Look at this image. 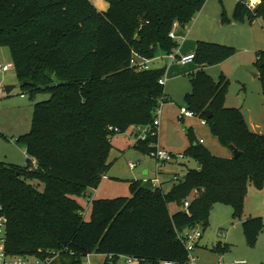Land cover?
Returning a JSON list of instances; mask_svg holds the SVG:
<instances>
[{
	"label": "trees",
	"instance_id": "1",
	"mask_svg": "<svg viewBox=\"0 0 264 264\" xmlns=\"http://www.w3.org/2000/svg\"><path fill=\"white\" fill-rule=\"evenodd\" d=\"M0 0V46L9 49L23 90L46 91L33 106L30 130L17 142L25 147L26 166L0 161V215L7 219L6 251L11 255L59 256L54 264H81L101 254L102 264L128 256L138 264L184 261L187 254L177 231L206 226L214 204H229L240 217L250 183H264V134L251 131L237 107L225 106L228 80L214 82L200 69L190 75L186 108L203 118L218 142L239 155L222 158L196 141L184 155L189 168L169 190L151 180L130 182V196L92 199L85 219L76 198L97 188L109 169L111 137L134 125H149L165 98L158 80L165 68L137 71L132 51L152 58L178 44L169 37L174 21L188 25L206 0ZM236 21L264 22V0L253 8L236 2ZM221 21L227 22L225 11ZM236 53L233 46L198 40L193 62L219 64ZM264 99V50L256 52ZM211 112L207 117L205 111ZM135 147L150 153L157 130ZM35 163V166L33 163ZM39 180V191L30 180ZM199 188V191H196ZM171 212L172 203L183 204ZM248 246H255L263 219L241 222ZM224 251L227 245L215 246Z\"/></svg>",
	"mask_w": 264,
	"mask_h": 264
},
{
	"label": "rangeland",
	"instance_id": "2",
	"mask_svg": "<svg viewBox=\"0 0 264 264\" xmlns=\"http://www.w3.org/2000/svg\"><path fill=\"white\" fill-rule=\"evenodd\" d=\"M102 1L92 0L98 9L102 8ZM235 5L236 0H208L204 12L216 9L221 13L222 10L225 11L229 21H248L247 19L243 21L234 19L233 10ZM194 17L189 22V25L192 26L190 30L191 39L194 38L195 31H200L205 35L204 37L217 39L210 40L214 43L226 44V42L221 41H231L229 40L230 37L217 38L215 34L211 36L210 32L215 33L216 31L215 26L214 28L213 26L207 28L206 23L200 24L199 22L194 25V22H196ZM261 35L262 41L257 44V47L263 49V31ZM205 39L207 38H201L203 41H206ZM245 48L243 46L236 48V53L227 61L220 65L207 66L204 72L214 82L218 81L221 75L226 77L228 86L225 103L239 108L251 131L264 134V99L258 66L255 64L258 50L251 47ZM160 63V60H153L150 65L153 67ZM5 64H8L9 69L6 71L0 70V161L23 167L29 163V158L25 153L24 145L17 142V138L30 130L34 104L47 99L49 93L41 90L34 92L23 90L15 74L9 49L0 46V66ZM194 66L193 63L181 65L175 68V72L183 73ZM187 73L169 79L164 86V91L172 102L166 103L162 107L164 123L159 127L156 147L171 154L172 159L158 165L156 159L151 157L150 154L143 153L135 147V143H132L133 138L126 139L123 134H114L110 140L112 147L108 158L111 165L105 173L107 179L100 181L98 185V195H107L109 198L128 197L130 196V182L133 180L158 179L157 185L162 190H169L172 183L175 182L174 176L181 179L187 168L197 166V162L193 158L184 155L190 143L189 130L196 141L204 140L202 145L213 155L222 158H225L228 152L232 155L229 147L221 145L217 138L211 134L208 126L201 125L199 117L180 118V107L186 106L184 97L191 91L190 76ZM6 86L12 87L9 93L5 90ZM159 118H161V115H159ZM129 162L135 164L133 169L129 168ZM145 170L147 171L146 174H144ZM167 180L170 182L165 183ZM29 182L39 191L44 188L42 181L34 179ZM79 201L84 205L86 203L85 196H81ZM181 207V204L172 203L169 205V210L173 211ZM89 215L90 211H87L84 218L88 219ZM250 216L262 217L264 224V183L261 188L254 186L252 183L248 185L244 209L238 218L233 217L231 205L223 203L213 205L207 225L202 226L201 246L194 252L198 256V262L203 264H216L217 262L230 264L238 260L243 261L242 264H264V226L253 247L246 244L243 236L241 222ZM219 244L221 246L227 245V249L224 251L214 249ZM102 263V255L95 253L81 259V264Z\"/></svg>",
	"mask_w": 264,
	"mask_h": 264
},
{
	"label": "built area",
	"instance_id": "3",
	"mask_svg": "<svg viewBox=\"0 0 264 264\" xmlns=\"http://www.w3.org/2000/svg\"><path fill=\"white\" fill-rule=\"evenodd\" d=\"M239 1V0H236ZM242 2L248 6L249 8L253 9L258 3L259 0H242ZM180 26L177 21H174L169 32V37L174 40V29ZM176 41V40H175ZM179 44V41H176ZM160 57H164L168 60L176 61L177 63H188L191 62L194 58V54H186V55H179L177 53L176 47L173 48L171 51L167 53H162ZM154 58H159L157 56L148 58L138 54L135 51H132L129 63L137 71L141 70H149L152 68L150 63L154 60ZM9 69L8 64L1 65L0 70L6 71ZM159 84L164 85L165 78L161 76L158 80ZM166 100V97L159 101V105L155 109V116L152 119L151 124L149 125H134L133 130L135 132L134 138L135 141L137 140H145L148 135L154 134V129L157 130L159 125V115L161 113V106L163 102ZM198 117L196 116L193 111L186 108L185 106L180 107V118H193ZM200 123L202 125H207L205 119L200 118ZM199 142L201 143L202 140L200 139ZM151 157L155 158L158 165L159 163L163 164L165 162H169L172 159V155L166 153L165 151L159 150L157 147L150 151L149 153ZM35 166V163L32 162ZM128 166L130 169L135 167L133 162H129ZM173 179L176 181L178 178L174 176ZM152 184L155 186L159 182L158 179L151 180ZM158 186V185H157ZM188 201H184L182 204L183 209H187ZM82 214V211H81ZM7 219L5 216L0 215V264H54L56 259L58 258V252L52 251L49 256H24V255H11L6 251V233H7ZM202 226L200 223L193 224L188 226L182 230L177 231V238L180 240L182 245L185 248L187 258L184 261H162L160 264H198L197 258L194 255V251L202 237ZM88 256V255H87ZM131 260H135L128 256H119L118 263L119 264H128ZM243 261H233L230 264H242ZM222 264V263H220Z\"/></svg>",
	"mask_w": 264,
	"mask_h": 264
},
{
	"label": "crops",
	"instance_id": "4",
	"mask_svg": "<svg viewBox=\"0 0 264 264\" xmlns=\"http://www.w3.org/2000/svg\"><path fill=\"white\" fill-rule=\"evenodd\" d=\"M237 2V1H236ZM208 5V0H206L204 6L202 7V9L197 12L195 14V17H194V21L196 19V22H194V25L199 22L200 24L202 23H206L207 24V28H209L210 26H215L216 28V31L215 33L214 32H210L211 36H215L218 38V37H227V38H231L229 40V42L227 41H221V42H226V44L230 45V46H235L236 48L238 47H242L243 48H248V47H251V48H256L255 50H264L263 49H260L257 47V44L262 41V31L264 32V22L261 18H257V19H254L253 21H243V22H235V21H227V22H222L221 21V14H222V10H221V13H219V11H217L216 9L215 10H209L210 13H208L209 11L207 10V12H204L205 10V7H207ZM108 7V3L106 1H102V8H99V9H104V8H107ZM234 11V10H233ZM193 20V18H192ZM214 22V23H213ZM193 25V24H192ZM258 25V26H257ZM191 27L189 24L188 25H185V26H178L174 29V40L176 41H179V44L178 46L176 47L177 49V53L179 55H186V54H190V53H194V50H195V47H196V42L198 40H201V38H207L205 39L206 41H209L211 42L210 40H217V39H213V37L211 38H208V37H204L205 35H203V33H201L200 31H195L194 32V38L191 39L190 38V30H191ZM219 27V28H218ZM257 27H260V28H257ZM259 29V31H258ZM210 36V35H209ZM204 40V39H203ZM255 43H256V46H255ZM225 44V45H226ZM255 46V47H253ZM234 47V48H235ZM235 48V49H236ZM245 48V49H246ZM162 53H160V55H156L157 57L159 58H154V60H160L161 63L156 65V66H153L152 68H162L164 67L165 68V73H164V78H165V82L168 81L169 79H173V78H177L179 77L181 74H184L186 72H188L187 74L190 76L192 73L202 69L204 70L207 66H201V65H197L193 62V60L191 62H188V63H185V64H182V63H177L176 61H170L164 57H160ZM227 61V59L225 60ZM225 61L219 63L218 65L224 63ZM189 63H193L195 64L194 67H192L191 69H189V71H185L183 73L181 72H175V68L176 67H179L181 65H187ZM256 76V75H255ZM165 82H164V86H165ZM164 94L166 96V100L163 102L162 106H161V118H159V125L157 127V135H158V130H159V127L164 123V118H163V112H162V107L164 106V104L166 103H169V102H172L171 98L165 93L164 91ZM226 98H225V102H226ZM227 103H225V106H228V107H232V106H229L228 104L226 105ZM194 118V117H193ZM202 125V124H201ZM203 126H207V125H203ZM209 129V128H208ZM210 131V130H209ZM121 135L123 134L126 139H132V143L134 144L135 143V138H134V130H133V126L129 127L128 130L124 131L123 133H120ZM202 142L201 143H204V140L201 139ZM158 141V139H157ZM233 155V154H232ZM230 154V152H228L225 156V158H230L232 156ZM198 167V164L195 168ZM189 169V168H187ZM187 171V170H186ZM147 171L145 170L144 171V174H146ZM185 174V173H184ZM183 177V176H182ZM105 179H107V175L105 174L101 181H104ZM170 181H165V183H169ZM99 186L95 189H92L91 192H88L87 195L85 196V200H86V203L83 205L80 203V197H77L76 200L77 202L81 205L82 207V216L85 217V214L87 213V211H90V202L92 199H99V198H109L107 195H98L99 194ZM176 210V209H175ZM174 211V210H173ZM171 211V212H173ZM251 217V216H250ZM201 246V239L195 249V251ZM194 251V252H195ZM101 255V254H100ZM195 255V253H194ZM196 258H197V263L198 264H203V263H199L198 262V256L195 255ZM103 257V260L105 258L104 255H102ZM128 264H138V262L136 260H131ZM216 264H220L219 262H217Z\"/></svg>",
	"mask_w": 264,
	"mask_h": 264
},
{
	"label": "water",
	"instance_id": "5",
	"mask_svg": "<svg viewBox=\"0 0 264 264\" xmlns=\"http://www.w3.org/2000/svg\"><path fill=\"white\" fill-rule=\"evenodd\" d=\"M11 88H12L11 86H6L5 87L6 92L9 93V91L11 90ZM205 114H206L207 117H210L211 116V112L208 111V110L205 111ZM229 149L231 150V152H232V154H233L234 157H237L239 155V151L236 150V148H234L233 146H230ZM199 190L200 189L197 188L196 191H199Z\"/></svg>",
	"mask_w": 264,
	"mask_h": 264
}]
</instances>
